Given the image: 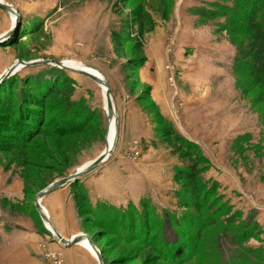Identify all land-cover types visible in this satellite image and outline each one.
<instances>
[{
  "label": "rangeland",
  "instance_id": "rangeland-1",
  "mask_svg": "<svg viewBox=\"0 0 264 264\" xmlns=\"http://www.w3.org/2000/svg\"><path fill=\"white\" fill-rule=\"evenodd\" d=\"M113 1L115 11L122 16L123 25L124 20L131 25V10L139 4L146 8L149 6L152 15L160 19L154 28L163 22V70L171 92L166 118L151 106L148 99H143L144 88L139 90V99L144 101L142 107L153 118L154 125L158 123L166 127L169 124L175 132L197 146L201 156L196 158V169L201 179L200 191L204 195L198 198L200 210L181 207L173 191L177 192L182 202L194 201L196 194L189 192L193 185L185 184L184 179H169L160 167L147 170L139 166L153 181L160 180V184L143 180L139 196H144L135 201L125 200L126 205L120 207L127 209L129 204H133L131 207L135 213L132 212L134 218L130 221L133 230H129L127 225L121 228V219L114 220L119 223L115 230L104 224L103 212L93 211L87 203L89 200L86 202L83 198L79 178L66 185L80 219L81 233L91 237L106 264H263L260 259L264 257V224L259 221L260 212L264 211V205L260 206L264 204V89L248 75L245 57L238 50V45L246 43L247 36L242 31L254 5L259 6L258 19L264 23V0ZM164 13L166 16L163 19L161 14ZM7 20L0 10V33L10 27ZM123 28L128 34L133 28L135 34L131 37L140 41V48L134 42L128 43L132 55L144 56V37L140 40L135 26ZM199 36L202 37L203 47L194 50L202 62L200 67L194 64V47L187 48L188 42ZM36 43L43 46L39 36L34 35L15 43L12 40L1 43L0 74L9 67L2 66L1 62L8 55L15 60L40 59L41 53L34 47ZM222 45L227 48H222ZM36 79L43 80V94L48 93L50 88L56 89L42 98L41 107L28 97V94L35 97V90L31 87L38 84ZM5 81L4 89L13 88V94H10L12 101L16 103L19 93H22L23 108L21 115H17L18 108L12 105L10 113L13 114L10 115L8 109L0 107V221L6 215L14 219H32L44 239L40 245L45 250V259L53 264H63L61 250L49 249L48 244L53 242L54 236L50 232L46 234L48 227L36 212L34 197L51 182L76 172L104 150L107 116L103 94L101 88L86 76L47 64L19 67ZM66 89L74 90L70 99L74 102L73 106L81 110L80 117L71 113L70 109L74 107L66 104L67 99L61 94ZM27 108L33 109V113ZM85 109L90 113V122L85 129L62 136L53 133L54 126L63 123L67 117L79 122L80 118H84ZM39 111L45 117L41 120L43 126L39 124L41 121L36 125L29 119L38 118ZM159 116L163 119L160 120ZM122 118V114L117 118L116 148L123 132ZM13 119L29 127L24 130L20 127L15 133L11 126ZM179 121L185 131L191 132L199 142L191 140L182 129L177 128L176 122ZM154 135L162 141L166 157L172 160L170 165L174 164L173 176L175 168L192 165L191 156L186 154L189 151L184 150L173 137L166 138L157 131ZM139 144L141 141H134L124 155L130 161H137L142 151L145 154L146 149L153 146L142 148ZM133 149L138 150L137 155H133ZM204 199L205 204L202 203ZM107 207L113 208L112 205ZM112 210L103 209L106 219L110 218ZM229 216L234 222L231 226L227 225ZM216 220L220 225H209ZM255 226L259 231L257 236L244 241L232 240L236 231L241 233L242 227L252 231ZM224 230L227 232L221 234ZM179 231L182 233L179 234ZM219 244L221 247L218 249ZM72 247L88 251L90 264H98L96 256L88 248ZM234 254L239 258H235Z\"/></svg>",
  "mask_w": 264,
  "mask_h": 264
},
{
  "label": "crops",
  "instance_id": "crops-1",
  "mask_svg": "<svg viewBox=\"0 0 264 264\" xmlns=\"http://www.w3.org/2000/svg\"><path fill=\"white\" fill-rule=\"evenodd\" d=\"M3 1L12 5L20 15L21 35L18 40H24L30 35L39 36L43 46L36 43L34 47L39 49L41 58L76 61L77 64L93 67L102 74L112 89L118 116L123 115L121 125L123 132L118 148H116V141L104 162L80 177L79 185L89 200L92 210L109 205L120 208L126 205L125 200H138L144 196H139L142 192L143 180L160 184V180L153 181L154 179L144 174L139 166L147 170L160 167L172 180L174 164L170 165L172 160L169 156L166 157L167 151L161 145L162 141L154 135V120L143 109L144 101L139 99V90L148 87L149 102L154 104L163 118H166L171 92L166 81V72L163 70L165 43L163 22L159 24L162 26L158 25L144 34L146 51L144 49V56H139L144 60L141 64L134 63V65L131 60L139 57L132 55L128 44L130 42L123 39L126 33L122 16L115 11L113 0ZM0 10L4 12L6 20L8 18L6 23L10 26V15ZM152 18L156 23L160 20L155 15H152ZM219 46L217 44V48ZM202 47L201 36L187 44L188 49H193L194 64H198L199 67L202 62L195 55L194 49L200 50ZM223 47L226 46L222 45ZM14 60L8 55L1 61L2 66L8 67ZM186 66L187 63L184 67ZM176 124L178 129H182L188 135V138L199 142L191 132L185 131L181 121ZM136 140L141 141L139 145L143 146L142 148L149 145L158 147L147 148L145 154L142 151L139 158L141 161L139 159L130 161L124 155H127ZM40 203L50 223L62 237L70 239L81 233L80 219L76 215L68 185L48 193L40 200ZM263 212H260L261 221L259 222L264 224ZM1 218L0 264H53L49 259H45V250L40 245L44 239L32 219L28 217L14 219L8 215ZM44 227L46 228L45 225ZM48 232H46L47 235ZM52 241L48 244L49 249L61 250L63 264H90L88 251L64 246L54 237Z\"/></svg>",
  "mask_w": 264,
  "mask_h": 264
},
{
  "label": "trees",
  "instance_id": "trees-1",
  "mask_svg": "<svg viewBox=\"0 0 264 264\" xmlns=\"http://www.w3.org/2000/svg\"><path fill=\"white\" fill-rule=\"evenodd\" d=\"M157 1H158V3L162 2V0H157ZM258 7H257V5H254L249 16L247 17L245 27L242 31V33L246 34V36H247L245 39L246 43H244L243 46L238 45L239 46L238 50L245 57L244 63H245V66L247 68L248 75H250L252 77V79L254 80V82L257 85H261L264 89V23L258 19V15H257L258 14L257 11H259ZM152 14L153 13L151 12V8L149 6H148V8H146V6H144L143 4H139L131 10V18H130L131 25H128L127 20H124V26L126 28L128 26H131V27L135 26L136 30L138 32V36L141 40V38L144 36L145 33L153 30V28L156 24V22L152 18ZM165 16H166L165 13L161 14V17L163 19ZM126 30L127 29H125V31ZM20 31H18V33H15L14 35H12L7 41H5V43L10 41V40H12V43L17 42L18 38H19L18 36L20 35ZM126 32H128V31H126ZM14 38H16V39L14 40ZM123 39L127 40L129 42H134V44L137 48H140V46H141L140 41H138L137 39H133L131 36H129L128 33H126V35L124 36ZM143 60H144L143 58L139 57L138 59H132L131 62L133 64L134 63L135 64H141L143 62ZM9 78H7V79H9ZM36 81L38 84L32 85V87H31L35 90V94H34L35 97H33V94H30V95L28 94V97H29V99L33 100L34 103H36L37 107L38 106L41 107L40 103H41L42 98H44L45 95H49L48 93L55 92L56 89L50 88L47 91L48 93L45 92L43 94L42 93L43 85H44L43 80L42 79L41 80L36 79ZM4 82H6V81H4ZM4 82L0 84V107L4 110L8 109L9 114L11 115V114H13V113H10V110L12 109V105L13 106L15 105L14 107L18 108L17 115H21V113H22L21 108H23L22 93L20 92L18 97L16 96L18 99H17V102L15 103L14 102L15 100L12 101L11 95H10L11 93L13 94V92H12L13 88L10 87L7 91L6 89H4V87L6 85V83H4ZM39 82H41V83H39ZM67 84H65L64 86H67ZM64 88H66V87H64ZM144 91H145V94H144L143 99H145V100L149 99L150 89L148 87H145ZM73 92H74L73 89H68V90L66 89L65 93H64V91L61 93L65 97V99H67L66 104L71 106V107H74L73 106L74 102L71 101V99H70L71 96L73 95ZM2 94H4V95H2ZM150 103L152 104L151 105L152 107H155L152 102H150ZM26 110L32 112L33 109L27 108ZM70 110H72L71 113L77 114L80 117L81 110L78 107H74ZM85 110H86V112L84 113L85 114L84 118L83 117H82V119L80 118L79 122L78 121L74 122L72 117H67L64 121H62L63 123H58V124H56V126H54L55 128L53 129V133L56 132L57 134L62 136V135H66V134L74 132V131H80V130L85 129L86 126H88L89 122H90V120H89L90 113L87 109H85ZM67 112H69V109H67ZM34 113H36V112H34ZM44 113H46V110L44 111ZM44 118L41 116V111H39V117L38 118L29 117L30 121L35 122L36 125L41 120L43 121ZM159 118H160V120L163 119L160 116H159ZM42 121L39 124L42 125ZM12 122H13V124H11V126H12L13 131L15 133H18V131L20 130V127H21V130H24L25 128L27 129L29 127V125H27L26 123H23L22 121H15L13 119ZM8 124H10V122ZM42 126L40 128H42ZM154 131L160 132L162 135L166 136V138H168L170 136L173 137L178 143H180L183 146L184 150L189 151V152L186 151V154L188 156H191L192 165H190L189 167H185V168L183 166H181V167H183V169H181L180 166L175 168V175L173 177H174V179H178V180L184 179L185 184L193 185L192 189L189 192L191 194H196L197 198L194 201L187 200L186 202H182V201H180L181 199L178 196L176 191L175 192L173 191V195H174L175 199L179 200L181 207H192L195 210H200L201 206L198 203V200H199L198 198L201 196V194H203V191H200V188H202V187H199L200 186L199 183H201V179L199 178V172L196 169L197 168L196 167L197 166V160H198L196 158L201 156V154H199L200 153L199 149L197 148V146L193 142L188 141L187 139H185L184 137L179 135L177 132H175L174 129L169 126V124H166V127H165L163 125L160 126V125H158V123L157 124L155 123ZM196 154L198 156H196ZM180 171H181V173H180ZM79 187H80V185H79ZM80 189H81V187H80ZM80 191H81L83 198L87 202V197L84 194L83 190L81 189ZM202 203L205 204V199L202 200ZM132 205L133 204H129L127 206V209L108 208L107 206H99L96 210H93V211H95L96 213L103 212L102 218L105 219L104 224L112 226L113 228H115V230L117 229L116 226L119 227V223L115 222L114 221L115 219H116V221H118V219L122 220V222L120 223L121 228H124L127 225V227L130 228L129 230H133V229H131L132 226L130 224V221L134 218V217H132V212L134 211V213H135V210L133 209V207H131ZM105 208L110 209V210L113 209L112 211L109 212L110 218H108V219H106L104 217V211L105 210L103 211V209H105ZM227 218H228L227 219V225L231 226L234 223L233 218H231L230 216ZM127 221H129V223ZM214 223L220 225V223H218L217 220L214 222H210L209 225L212 226V225H214ZM144 224H145V222H144ZM147 228L149 230V226ZM241 230H242L241 233H239V231H236L235 235H233V237H232L233 241L248 240L249 238H253L259 234V231L257 230L256 226H255V229H253L252 231H249L247 229L243 230V227ZM126 231H128V230H126ZM225 232H227V230H224L223 232H221V234L225 233ZM181 233H182V231H179V234H181ZM218 238H217V240H218ZM221 244L217 245L218 249L221 247ZM263 256H264V254H263ZM234 257L238 259L239 255H235ZM260 261L263 262V264H264V257L262 259H260ZM229 264H231V262H229ZM237 264H239V263H237ZM240 264H243V263H240ZM247 264H249V263H247ZM252 264H257V263H252Z\"/></svg>",
  "mask_w": 264,
  "mask_h": 264
},
{
  "label": "water",
  "instance_id": "water-1",
  "mask_svg": "<svg viewBox=\"0 0 264 264\" xmlns=\"http://www.w3.org/2000/svg\"><path fill=\"white\" fill-rule=\"evenodd\" d=\"M0 9L8 12V14H10V16H11L10 27L6 31H4L3 33L0 34V44H1V43H5V41H7L13 34L18 33L19 28H20V20L21 19H20V15L17 12V10L10 4H6V3L0 1ZM44 64L56 66V67L61 68V69H68L70 71L80 73V74L86 76L87 78L91 79L92 81H94L97 85L104 87L105 88L104 97H105L106 106L108 108L107 119H110L112 116L115 117L116 130H117V125H118L117 118L118 117H117V110H116V107L114 104V100H113L112 95H111L112 89L109 86L108 82L104 79L103 76L93 74V73L85 71L83 69L69 68L66 65H64L61 60L40 58V59L31 60V61H24L21 59H17L3 73L0 74V84L3 81H5L7 78H9L10 76L15 74L18 71L19 67L20 68L25 67V66L35 67V66L44 65ZM116 139H117V133H116ZM116 139H115L112 147H114V145L116 143ZM112 149L113 148L108 147L107 142H106L104 150L93 161L88 163L83 169L77 170L74 173H70L65 177L59 178V179L51 182L42 191L38 192L34 197L35 209L38 212L40 218L44 221V223L50 224L51 231L49 229H47V230L54 236V238L64 246L77 245L81 240L86 239L88 241L92 251L95 253V255L97 257L98 264H106V263L104 261V258L102 256L101 251L96 247V245L94 244L91 237L89 235L83 234V233L78 234L71 239H66V238L62 237L55 230V228L52 226L47 215L42 211L39 203H40V200L45 195H47L48 193L58 189L59 187H62L66 184H69V183L79 179L84 174H86V173L90 172L91 170L95 169L96 167H98L109 156Z\"/></svg>",
  "mask_w": 264,
  "mask_h": 264
},
{
  "label": "bare ground",
  "instance_id": "bare-ground-1",
  "mask_svg": "<svg viewBox=\"0 0 264 264\" xmlns=\"http://www.w3.org/2000/svg\"><path fill=\"white\" fill-rule=\"evenodd\" d=\"M0 1H3V0H0ZM10 19H11V16H10ZM62 63L64 64V65H66L67 67H69V68H73V69H83V70H85V71H88V72H91V73H93V74H96V75H99V76H102V74L98 71V70H96V69H94V68H92V67H89V66H85V65H82V64H77V63H74V62H71V61H68V60H66V61H62ZM100 88H101V91H102V94H103V100H104V111H105V113H106V116H107V114H108V108H107V106H106V102H105V97H104V91H105V88L104 87H102V86H100V85H98ZM112 95V94H111ZM112 98H113V96H112ZM117 117H118V114H117ZM117 130H116V120H115V117L114 116H112L110 119H107V135H106V142H107V145H108V147L109 148H113L112 147V145H113V143H114V140L116 139V132ZM91 161H93V160H91ZM91 161H89V162H87V163H85L83 166H81L79 169H77V170H81V169H83L88 163H90ZM76 170V171H77ZM40 204V203H39ZM40 207H41V205H40ZM41 209H42V207H41ZM42 211H43V209H42ZM44 212V211H43ZM45 213V212H44ZM46 214V213H45ZM47 215V214H46ZM48 217V216H47ZM49 219V218H48ZM46 225H47V227H48V229L51 231V226H50V224H48V223H46ZM73 238V237H72ZM71 239V238H70ZM77 245H81V246H84L85 248H88L89 249V251L92 253L93 251H92V249H91V247H90V245H89V243H88V241L86 240V239H84V240H81ZM76 245V246H77ZM94 253V252H93ZM94 256H96L95 255V253H94ZM97 258V257H96Z\"/></svg>",
  "mask_w": 264,
  "mask_h": 264
},
{
  "label": "built area",
  "instance_id": "built-area-1",
  "mask_svg": "<svg viewBox=\"0 0 264 264\" xmlns=\"http://www.w3.org/2000/svg\"><path fill=\"white\" fill-rule=\"evenodd\" d=\"M132 30H133V28H130V30H129L130 36H133L135 34ZM132 152H134L133 155H137L138 150L133 149Z\"/></svg>",
  "mask_w": 264,
  "mask_h": 264
}]
</instances>
